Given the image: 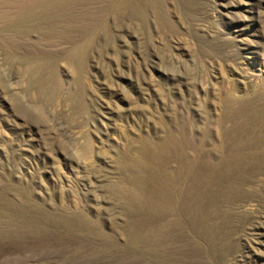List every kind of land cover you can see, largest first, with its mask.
Wrapping results in <instances>:
<instances>
[{"label":"rangeland","instance_id":"rangeland-1","mask_svg":"<svg viewBox=\"0 0 264 264\" xmlns=\"http://www.w3.org/2000/svg\"><path fill=\"white\" fill-rule=\"evenodd\" d=\"M227 91L264 93V0H0V264H264V163L194 227L124 193L144 139L219 143Z\"/></svg>","mask_w":264,"mask_h":264},{"label":"bare ground","instance_id":"bare-ground-1","mask_svg":"<svg viewBox=\"0 0 264 264\" xmlns=\"http://www.w3.org/2000/svg\"><path fill=\"white\" fill-rule=\"evenodd\" d=\"M77 58L83 62L82 55ZM223 101L219 143L213 142L210 149L204 147L205 140L194 143L182 126L177 128V134L167 133L161 144L141 141L138 162L152 171L148 180H152L153 195L147 198L138 187L124 189L137 208L150 206L159 219L176 213L194 227L205 218V202L223 186L232 187L235 183L231 179L240 175L244 165L252 171L259 170L264 163L260 153L264 151V93L249 101H237L227 91ZM171 159L178 164L175 171L168 168ZM178 177L185 178V186L177 185ZM176 224L174 219L163 222L158 229L159 240Z\"/></svg>","mask_w":264,"mask_h":264}]
</instances>
